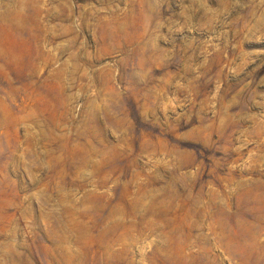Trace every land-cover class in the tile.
Instances as JSON below:
<instances>
[{"label": "rangeland", "instance_id": "374dc122", "mask_svg": "<svg viewBox=\"0 0 264 264\" xmlns=\"http://www.w3.org/2000/svg\"><path fill=\"white\" fill-rule=\"evenodd\" d=\"M0 264H264V0H0Z\"/></svg>", "mask_w": 264, "mask_h": 264}]
</instances>
